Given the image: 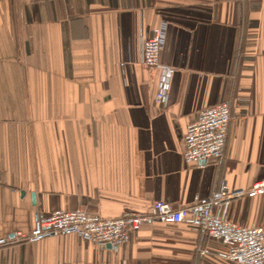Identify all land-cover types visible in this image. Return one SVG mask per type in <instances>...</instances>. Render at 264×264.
I'll list each match as a JSON object with an SVG mask.
<instances>
[{"label": "crops", "instance_id": "0c3cea01", "mask_svg": "<svg viewBox=\"0 0 264 264\" xmlns=\"http://www.w3.org/2000/svg\"><path fill=\"white\" fill-rule=\"evenodd\" d=\"M163 21L166 106L160 72L141 64ZM223 101L222 161L188 165L187 126ZM0 171V239L56 211L119 219L264 180V0H0ZM231 216L264 227V195L234 201ZM226 252L153 221L118 250L52 235L1 247L0 264H231Z\"/></svg>", "mask_w": 264, "mask_h": 264}, {"label": "built area", "instance_id": "2783aa9c", "mask_svg": "<svg viewBox=\"0 0 264 264\" xmlns=\"http://www.w3.org/2000/svg\"><path fill=\"white\" fill-rule=\"evenodd\" d=\"M168 27L167 21L161 22L141 47V64L160 72L156 101L161 106L168 104L174 75V69L161 61ZM230 122L231 106L227 101L203 109L197 120L187 126L184 134L186 163L193 167H205L209 162H221ZM1 183L0 171V186ZM263 195L264 180L254 183L249 189H234L223 182L211 196L197 197L192 205L182 209L160 201L153 205L149 213L119 219L91 216L83 209L76 212L56 211L37 219L28 233L17 232L12 238H1L0 248L20 243L34 244L52 235L64 237L76 234L81 240L91 241L101 248L111 246L113 250H118L130 240L133 232L153 221H160L188 224L202 235L219 242L227 250L225 260L231 264H264V227L240 225L231 216L234 201Z\"/></svg>", "mask_w": 264, "mask_h": 264}, {"label": "water", "instance_id": "95a60500", "mask_svg": "<svg viewBox=\"0 0 264 264\" xmlns=\"http://www.w3.org/2000/svg\"><path fill=\"white\" fill-rule=\"evenodd\" d=\"M108 247H111V246H108Z\"/></svg>", "mask_w": 264, "mask_h": 264}]
</instances>
